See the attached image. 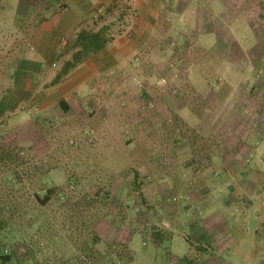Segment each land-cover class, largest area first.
<instances>
[{
    "label": "rangeland",
    "instance_id": "rangeland-1",
    "mask_svg": "<svg viewBox=\"0 0 264 264\" xmlns=\"http://www.w3.org/2000/svg\"><path fill=\"white\" fill-rule=\"evenodd\" d=\"M49 1L52 7L41 6L50 16L64 0ZM195 4L223 7L218 0ZM20 9L28 11L22 0H0V106L13 80L4 74L27 36L18 23ZM242 15L229 21L233 35L264 46V29ZM194 30L201 43H211L208 54L198 50L192 32L185 55L148 52L139 74L106 73L68 94L70 112L60 106L57 86L67 76L53 83L64 59L17 114L0 121V145L20 147L25 160L0 171V252L3 245L13 254L6 264H205L208 256L186 254L191 248L203 254L197 247L204 225L220 219L227 249L216 253L234 264L262 261L264 122L242 150L226 148L208 131L202 94L208 86L252 79L261 95L264 76L261 70L236 74L216 56L218 33ZM166 35L177 37V44L176 33ZM261 100L263 110L264 95ZM50 187L56 192L43 205L36 192Z\"/></svg>",
    "mask_w": 264,
    "mask_h": 264
},
{
    "label": "crops",
    "instance_id": "crops-1",
    "mask_svg": "<svg viewBox=\"0 0 264 264\" xmlns=\"http://www.w3.org/2000/svg\"><path fill=\"white\" fill-rule=\"evenodd\" d=\"M218 2L223 5L222 9L198 7L196 0H64L60 5H54L56 7L53 8L49 19L33 32L29 47L15 68V77L9 84L10 90L2 94L0 121L11 113L17 114V109L30 100L38 84L43 85L54 78L58 64L61 65L64 59L71 56L70 51L72 53L75 50L71 45L73 37L85 28L98 30L108 26L114 39L111 46L78 65L67 75L62 85L57 84L63 91L62 97L66 98L71 106L68 94L90 81L95 82L99 75L139 74L143 64L140 60L147 58L149 55L144 54L148 52L160 50L162 53L175 52V56L185 55L186 48L192 42L189 37L192 32L195 34L194 40L198 50L203 49L208 54L212 49L209 46L211 43H201L196 37L195 27L218 33L214 49L216 56L225 60L236 74L258 75L261 70L264 76V51L261 52L264 46L259 48L258 44L248 41L245 45L246 41H239V37L233 35L229 24L234 18V13L242 12V16L252 25L264 29L260 0ZM41 5L52 7L53 3L45 0ZM115 27L121 28L117 34L113 31ZM170 32L179 36L177 44V37L166 35ZM261 39L264 45V36ZM182 59L185 58L181 57L180 60ZM166 66L165 64L163 70L168 69ZM251 80L244 82V85L242 82H226L219 88L208 86L203 91L202 100L207 107L205 124L209 126V133L219 138L226 148L239 145L238 148L242 150L252 132L260 135V124L264 122V107L261 110V96L264 91L261 95L256 94L254 90L258 87L254 83L251 84ZM221 221L222 219L216 224L213 222V225L208 221L204 225L205 232L201 240H204L203 244L207 249L203 254H195L191 248L190 254H186L187 257H179L186 259L190 255L199 259L204 255L208 256L205 264H234L227 254L220 253L227 249L226 239L220 227ZM214 252L216 254L212 256ZM257 263L264 264V256L262 261Z\"/></svg>",
    "mask_w": 264,
    "mask_h": 264
},
{
    "label": "trees",
    "instance_id": "trees-1",
    "mask_svg": "<svg viewBox=\"0 0 264 264\" xmlns=\"http://www.w3.org/2000/svg\"><path fill=\"white\" fill-rule=\"evenodd\" d=\"M23 5L26 6L28 11L26 13H22V9L19 12V18L21 21L18 22L21 28H25L26 37L19 43L20 46V56L15 57V65H17L18 61L21 57L25 54L29 44L31 42V38L35 29H37L44 21L49 19V15L47 14L48 8H44L41 4L45 0H22ZM23 15V16H21ZM28 21V22H27ZM114 37L111 36L108 30V26H104L98 30L92 29H82L79 31L74 37L72 41V47L75 49L72 57L67 59L64 62L62 70L56 75L53 83H59L65 76H67L73 69H75L78 65L85 62L89 57L93 54H96L104 49L108 48L112 45ZM8 55L5 54L3 56V60ZM14 65V67H15ZM10 67L7 70V73L4 74L5 78L14 79L15 77V68ZM10 88L6 87L4 91H9ZM60 106L63 108L65 112H70L72 110V106L66 98H61L59 100ZM23 149H20L18 146L12 145H0V171H6L12 167H19L21 166L25 160L24 156L22 155ZM42 191H45L43 194L41 192H36V198L41 204H47L53 194L56 192L54 187L50 188H42ZM7 205H4L3 208L6 209ZM99 239V237H97ZM208 244V243H207ZM209 246V244H208ZM201 243L197 248L199 251L204 252L207 247ZM13 258V254L10 250L7 252L2 245L1 252H0V261L1 264H6L10 262Z\"/></svg>",
    "mask_w": 264,
    "mask_h": 264
}]
</instances>
